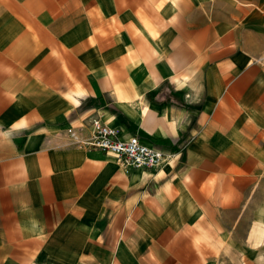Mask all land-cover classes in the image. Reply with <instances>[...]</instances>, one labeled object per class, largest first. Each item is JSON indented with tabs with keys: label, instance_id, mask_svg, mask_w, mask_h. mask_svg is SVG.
Masks as SVG:
<instances>
[{
	"label": "crops",
	"instance_id": "crops-1",
	"mask_svg": "<svg viewBox=\"0 0 264 264\" xmlns=\"http://www.w3.org/2000/svg\"><path fill=\"white\" fill-rule=\"evenodd\" d=\"M98 125L175 156L126 171ZM263 235L264 0H0V264H224Z\"/></svg>",
	"mask_w": 264,
	"mask_h": 264
},
{
	"label": "built area",
	"instance_id": "built-area-1",
	"mask_svg": "<svg viewBox=\"0 0 264 264\" xmlns=\"http://www.w3.org/2000/svg\"><path fill=\"white\" fill-rule=\"evenodd\" d=\"M93 147L116 154L126 171L131 168L153 169L169 162L174 152H163L142 142L137 135L121 138L119 130L107 125H98L93 140Z\"/></svg>",
	"mask_w": 264,
	"mask_h": 264
},
{
	"label": "rangeland",
	"instance_id": "rangeland-1",
	"mask_svg": "<svg viewBox=\"0 0 264 264\" xmlns=\"http://www.w3.org/2000/svg\"><path fill=\"white\" fill-rule=\"evenodd\" d=\"M241 250L230 251L227 258L225 259L224 264H264V235L260 241L259 247L255 248H245L243 260L240 257Z\"/></svg>",
	"mask_w": 264,
	"mask_h": 264
}]
</instances>
